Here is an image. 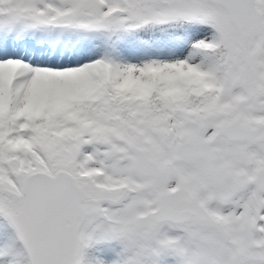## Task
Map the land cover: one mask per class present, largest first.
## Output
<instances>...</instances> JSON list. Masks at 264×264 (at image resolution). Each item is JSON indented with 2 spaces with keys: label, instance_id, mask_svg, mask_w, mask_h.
Returning a JSON list of instances; mask_svg holds the SVG:
<instances>
[{
  "label": "snow or ice",
  "instance_id": "1",
  "mask_svg": "<svg viewBox=\"0 0 264 264\" xmlns=\"http://www.w3.org/2000/svg\"><path fill=\"white\" fill-rule=\"evenodd\" d=\"M0 264H264V0H0Z\"/></svg>",
  "mask_w": 264,
  "mask_h": 264
}]
</instances>
